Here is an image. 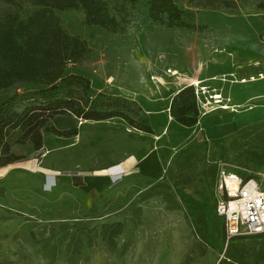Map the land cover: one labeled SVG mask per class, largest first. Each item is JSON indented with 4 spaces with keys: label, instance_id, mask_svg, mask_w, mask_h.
Instances as JSON below:
<instances>
[{
    "label": "rangeland",
    "instance_id": "rangeland-1",
    "mask_svg": "<svg viewBox=\"0 0 264 264\" xmlns=\"http://www.w3.org/2000/svg\"><path fill=\"white\" fill-rule=\"evenodd\" d=\"M48 1L0 0V16L26 20ZM103 1L116 31L53 7L88 49L64 69L87 86L59 80L53 99L74 90L104 119L46 111L50 99L32 94L44 85L0 93V117L19 123L1 150L0 264H264V236L227 240L217 212L220 173L264 172V0H173L194 27L153 20L148 0ZM150 155L156 169L90 196L67 179ZM31 161L63 178L47 189Z\"/></svg>",
    "mask_w": 264,
    "mask_h": 264
},
{
    "label": "trees",
    "instance_id": "trees-1",
    "mask_svg": "<svg viewBox=\"0 0 264 264\" xmlns=\"http://www.w3.org/2000/svg\"><path fill=\"white\" fill-rule=\"evenodd\" d=\"M148 2L150 17L153 20L160 21L169 27H194L183 20V12L173 0H148ZM53 7L82 9L87 24L117 30V21L110 14L103 0H49L45 3V7L36 10L26 20H20L15 14L0 16V93L19 83L44 85L48 88L33 91L32 94L50 99L49 104L44 108L46 111L55 113L69 110L86 119H104L101 111H89L80 107L79 104L83 101L88 104V98L82 100L84 94L81 95L74 90L66 91L63 97L53 99L60 94L54 93L58 88L56 82L59 80L70 84L75 81L76 86L83 88L87 86V80L84 77L65 76L64 69L69 61L83 58L88 51L85 40L69 34L63 28L59 18L53 12ZM187 89L188 87L182 89L178 95L182 96ZM36 109L38 108L32 111ZM29 112L30 110L26 113ZM40 116L33 112L30 114V121H38ZM182 121L187 123L185 120ZM18 124L12 116L0 117V167L11 162L9 159H1V150L9 131L11 128H16ZM246 177L249 178V176ZM70 185L79 187L73 182ZM93 210L95 207L90 209V211ZM256 236H264V234Z\"/></svg>",
    "mask_w": 264,
    "mask_h": 264
},
{
    "label": "built area",
    "instance_id": "built-area-1",
    "mask_svg": "<svg viewBox=\"0 0 264 264\" xmlns=\"http://www.w3.org/2000/svg\"><path fill=\"white\" fill-rule=\"evenodd\" d=\"M217 212L227 240L264 233V172L260 179L222 172L217 180Z\"/></svg>",
    "mask_w": 264,
    "mask_h": 264
},
{
    "label": "crops",
    "instance_id": "crops-1",
    "mask_svg": "<svg viewBox=\"0 0 264 264\" xmlns=\"http://www.w3.org/2000/svg\"><path fill=\"white\" fill-rule=\"evenodd\" d=\"M154 160L155 158L151 155L141 160L132 159V157H130L126 160L121 161L118 164L110 166L108 169L109 175H103L102 177L95 178L89 175L88 176L82 175V173H76V174L73 173L67 179H69V183L73 182L77 184L80 189L86 191L90 196L91 192L92 194H96V192L100 190L103 184H110L112 180L115 178V176L119 175L122 172H126V170H131V169L133 170L137 167H140L142 168V172H145V173H149L151 169L153 171L154 168L156 169ZM27 166H28V169L32 171L42 169V172L41 171L40 172L44 176H46L45 187L47 189L53 187L54 185H57L58 184L57 182L63 178L57 175H50V173H48L49 171H47L44 167L40 165V162L33 163V161H31ZM259 235H262V234H259Z\"/></svg>",
    "mask_w": 264,
    "mask_h": 264
},
{
    "label": "bare ground",
    "instance_id": "bare-ground-1",
    "mask_svg": "<svg viewBox=\"0 0 264 264\" xmlns=\"http://www.w3.org/2000/svg\"><path fill=\"white\" fill-rule=\"evenodd\" d=\"M170 72L172 73V70H170ZM173 73H174V75L175 74H177V71L176 70H174L173 71ZM260 78H264V74H262V75H260ZM251 80H255V78L253 77V78H251ZM246 81H248L247 79H243V80H241L240 82H246ZM200 84V81L199 80H196L195 81V85H199ZM212 98H222V95H220L219 93H217L214 97H212ZM216 102H221V100L220 99H218ZM222 103V102H221ZM226 108V107H225Z\"/></svg>",
    "mask_w": 264,
    "mask_h": 264
}]
</instances>
